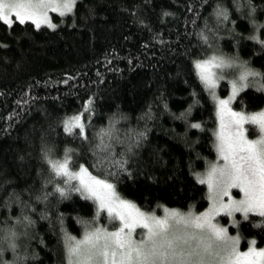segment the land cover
Returning <instances> with one entry per match:
<instances>
[{
  "label": "trees",
  "instance_id": "obj_1",
  "mask_svg": "<svg viewBox=\"0 0 264 264\" xmlns=\"http://www.w3.org/2000/svg\"><path fill=\"white\" fill-rule=\"evenodd\" d=\"M53 20L55 28L39 29L0 22V264H66L65 235L79 236L96 217L74 181L51 172L46 153L63 159L72 149L74 169L83 164L144 211L205 208L195 175L215 157L216 118L194 63L220 53L264 83V0H76ZM218 89L224 95L227 85ZM263 104L248 87L234 107ZM74 115L87 139L65 133ZM113 124L108 142L123 168L96 163L98 134ZM237 230L243 244L264 247V217L249 214Z\"/></svg>",
  "mask_w": 264,
  "mask_h": 264
},
{
  "label": "snow or ice",
  "instance_id": "obj_2",
  "mask_svg": "<svg viewBox=\"0 0 264 264\" xmlns=\"http://www.w3.org/2000/svg\"><path fill=\"white\" fill-rule=\"evenodd\" d=\"M75 4L76 0H0V22L11 28L14 17L21 25L30 21L36 29L42 25L55 28L49 20V10L59 11L63 17L72 12ZM217 15L227 19V13L222 10H218ZM259 43L264 45V40ZM233 66V60L222 55H212L194 63L199 80L216 102L219 121L214 132L218 162L211 164L204 176L197 177L200 184L207 185L209 193L210 206L203 213L164 208V215L160 217L141 211L134 203L121 198L112 183L93 175L83 164L75 170L72 149L65 151L63 159H51L45 154L55 177L64 178L67 184L78 181L74 190L82 198L93 201L97 207L96 217L106 213L113 228L93 227L82 222L85 224L82 238L66 234L67 264H264V250L251 247L240 252L239 238L230 237L227 228L213 222L221 214L232 216L236 212L243 214L245 219L249 213L264 217V112L249 114L230 107L236 96L250 87L249 77L259 73L244 68L238 80L230 81L231 95L220 99L215 89L219 81L226 78V70ZM257 90L264 91V86ZM90 106L91 101L85 105V112ZM245 125L255 126L258 137L248 138ZM114 127L113 124L98 134L99 143L94 148L96 163L123 168L127 161L114 159L112 143L108 142L113 139ZM191 127L200 129L201 125L192 124ZM74 129L79 131L74 133ZM64 131L87 139L81 115L66 119ZM143 136L139 133L127 151L131 152ZM232 189H238L242 198L236 199ZM56 191L65 195L63 188L58 187ZM137 229L144 231L138 233ZM14 237L15 233H11L10 239ZM252 244L255 245V241Z\"/></svg>",
  "mask_w": 264,
  "mask_h": 264
},
{
  "label": "rangeland",
  "instance_id": "obj_3",
  "mask_svg": "<svg viewBox=\"0 0 264 264\" xmlns=\"http://www.w3.org/2000/svg\"><path fill=\"white\" fill-rule=\"evenodd\" d=\"M57 2H59V0H57ZM66 14H69V13H66ZM53 15L60 16L59 15V11H51V10H49V12H48L49 20L51 21L52 24L56 25V22L53 20ZM12 20H13V23L17 22L14 19V17H12ZM26 22L31 23L30 21H26ZM42 26H47V25H42ZM262 40H264V34H263ZM212 55H222V54H220V53H212V54H210L209 56H207L204 59H207V58H209ZM222 56H224V55H222ZM224 57L227 58L226 56H224ZM204 59H200L198 61H201V60H204ZM232 60H233L234 66L232 68L226 70V78L223 79V80H221V81H219V85L215 89L216 96L218 98H220V99H227L231 95V84H230V81H232V80H238L239 75L244 70V68H247L248 70L253 71L250 67H248L247 65H244V64L240 63L238 60H235V59H232ZM241 65H243V68L241 67ZM248 82L250 83V87L253 88V89L255 88L256 90L258 88H260L261 86H264V83L261 82L260 79L257 76H255V77H249ZM223 83L225 84V86L227 85V90H226V93L224 95H220L218 88ZM261 92L264 94V91H261ZM208 93H209V91H208ZM209 96H210V99L213 101L214 107H215V118H216L215 119V128H214V132H215L218 129V126H219V121H218V118H217V115H216V102L212 99V96L210 95V93H209ZM236 98H237V96H236ZM236 98H235V100H233L231 102L230 107L234 111H243V112H245L243 109H237V108L234 107V103L236 101ZM259 112H264V104L262 105V107H260L256 111H249V112H245V113L255 114V113H259ZM245 127L248 129V131L246 132V135L248 136V138L255 139V138L258 137V135H259L258 129L255 126L245 125ZM215 143H216V141H215V136H214V133H213V147H214V156L215 157H214V159H211L210 161H208L206 163L205 167L202 170H200V171H198L196 173V175H195V178L196 179H197L198 175L199 176H204L208 172L211 164L218 162L217 161V152H216V148H215ZM219 163H222V161H219ZM78 168H79V166L76 167L75 170H78ZM74 184H75V186H78V181H74ZM206 188H207V185H206ZM231 192L234 194V196H235L236 199L242 198V194L239 193V190L238 189H232ZM208 196H209V193H208V188H207V190H206L207 206L205 208L201 209V210H192L191 208L190 209H187V210H180V209H176V208L161 207L159 209V212H154V211H144V210H142L140 208L139 209L141 211H144V212H147V213H153V214H155L157 216H160V217H162L164 215V211H163L164 208H168L170 210L171 209H175V210H178V211H180L182 213H187L189 211H192L194 214H200V213H203V212L207 211V209L210 206V201L208 199ZM225 200H227V198H225ZM91 202L93 203V201H91ZM93 205H94V207H95V209L97 211L96 205L94 203H93ZM249 214H252V213H249ZM243 219H245L244 216H243V214H241L239 212H236L232 216H228L226 214H221L220 216H217L216 219L213 222L214 223H218L219 226H221V227L227 228L228 229V235L230 237H238L239 238L238 250L240 252H245V251H247L251 247H255V249L257 251L264 250V247L263 246L262 247H258L256 245V241L254 239H247V241H245V243L243 244L242 237H241V235L239 234V232L237 230L240 221L243 220ZM115 223L118 225V221L115 222ZM88 224L92 225L93 227H105V226H107L109 228V230H113L112 225L109 224V222H108V218H107L106 213H102L100 217H95V219L92 220V221H90ZM84 230H85V224H84V228L81 230L80 235L77 236V237H75V238H77V239L82 238L83 233H84ZM143 231H144L143 229H137V232L138 233L139 232H143ZM134 238H137V237L134 236ZM252 241H255V245L252 244ZM65 261H66V264H67L66 255H65Z\"/></svg>",
  "mask_w": 264,
  "mask_h": 264
}]
</instances>
